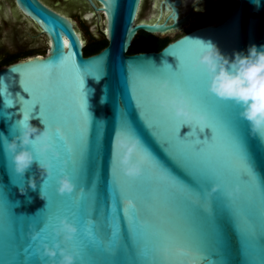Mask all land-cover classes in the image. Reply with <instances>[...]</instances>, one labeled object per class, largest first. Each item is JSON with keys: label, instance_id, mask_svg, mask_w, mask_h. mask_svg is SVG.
Masks as SVG:
<instances>
[{"label": "water", "instance_id": "95a60500", "mask_svg": "<svg viewBox=\"0 0 264 264\" xmlns=\"http://www.w3.org/2000/svg\"><path fill=\"white\" fill-rule=\"evenodd\" d=\"M11 1H14L16 8L32 20L41 34L47 37L48 50L45 55L28 56L0 67V81L6 87V92L11 94L10 98L15 104L14 107H5V97L0 96V185L4 186L9 200L0 199V264H50L49 258L43 255L42 242L54 245L56 236L52 228L65 216L79 228L73 241L67 245L77 255L76 264H189L188 260L177 257L180 246L186 245L198 248L208 257L206 260H199V264H264V183L255 187L241 184L242 193L236 198V207L241 213L254 217L255 238L252 250L245 256L241 253L225 207L229 202L228 187L234 189L237 183H241L234 172L225 171L223 177L205 176L202 179L199 187L201 200L207 196L215 183H221L220 190L211 197L214 214L209 215L193 204L187 194L172 187L165 175L149 165L143 166V175L128 177L111 156V143L117 123L121 119V113L127 109L132 113L135 130L142 142L168 165L177 177H183L182 171L168 160L160 146L164 141L172 139V124L176 118L170 114L167 118L160 117L157 120V110L151 103V95L158 89V83L149 91L141 81H135L130 77V71L135 65L153 63L157 67L154 71L162 80L166 78V73L160 69L163 63L167 61L173 68L178 64L177 58L169 54L183 56L185 49L197 39L215 43L224 54L233 58L237 51L247 54L248 48L253 44L264 46V0H232L235 6L223 20L195 27L174 38L159 51L134 54H130L129 50L139 32L177 34L191 26L197 15H211L216 4L222 3L223 0H153L148 18H140L143 0H116L114 16L110 12L107 0H88L98 20L100 22L104 20L103 31L108 40L106 47L89 56L84 53V39L69 17L53 10L41 0ZM52 21L67 25L82 41L79 46L76 41L75 47L69 36L70 42L64 48V54L68 59L61 73L53 74L44 96L50 109V122L53 128L60 125L73 145H77L81 137L87 135V126L76 107L73 71L78 69L79 65L103 63V74L99 80L84 78L88 90L89 119L99 122L103 129L102 141L99 142L93 136L83 161L75 166L70 162L65 169V172L71 173L77 187L72 194L64 195L57 190L58 177L64 173L59 171L55 158L53 175L44 176V180L47 181L45 186L36 165L24 175L17 173L12 154L6 148L7 142L17 134L16 131L9 132L8 124L17 119L19 104L15 94L21 92L20 78L23 77L25 82L38 77L44 78L40 66L57 64L61 59L59 54L61 43L59 39L56 42L53 39ZM73 33L69 32V35ZM56 50L57 55L50 61ZM190 65L191 60H186V67L190 68ZM209 79L207 72L201 69L199 77L201 93H208ZM211 96L215 103L232 105L234 108L242 129L245 154L256 173L264 178V138L251 134L249 122L240 115L242 107L239 104L230 99L222 100L215 94ZM137 104L140 105L141 115L149 127H145L137 116L135 111ZM30 121L39 124L36 119ZM151 125L154 127L151 128ZM190 130V126L182 127L181 136ZM199 136L201 140L205 137L210 139L211 130L205 129ZM53 140L56 147L60 148L54 131ZM157 141H160V144H157ZM227 149L228 146L223 141L206 144L199 155L191 156L189 167L196 173L200 171L203 160L223 165L226 162ZM61 151L60 159H63L67 153L62 148ZM33 173L37 181L35 190L28 186V179ZM118 185L132 186L127 195L138 204L144 225L141 234L150 251L147 254H138L136 246L132 241H128L126 250L122 248L113 253L101 246L96 256L81 260L73 244L80 238L84 225L90 219L110 218L108 208L110 196L115 195ZM21 188L27 192L21 194ZM81 189L82 199L77 204L76 198L81 195ZM40 192L45 194V199L48 197L52 201L51 207L41 215H52L54 219L49 228L33 241L28 227L31 220L27 217L35 216L45 208L47 201L41 199ZM10 207L14 215L26 216L22 224L14 223L8 215L7 210ZM39 227L38 225L37 230ZM133 232L135 235V226ZM29 245L32 247L25 252L24 249ZM37 248L38 252L35 251ZM163 248H171L172 252L165 255L159 251ZM191 255L197 254L192 252Z\"/></svg>", "mask_w": 264, "mask_h": 264}, {"label": "snow or ice", "instance_id": "6c2138e0", "mask_svg": "<svg viewBox=\"0 0 264 264\" xmlns=\"http://www.w3.org/2000/svg\"><path fill=\"white\" fill-rule=\"evenodd\" d=\"M107 3L111 14L114 16L115 8L117 7L116 0H107ZM51 29L55 42L59 39L61 43L59 49L61 59L57 64L40 66V71L44 73V78L38 77L27 82H25L23 77L20 78L21 92L15 94L16 100L19 104V109L16 113L17 119L14 122H9L8 127L9 132H14L21 123L36 119L41 126L50 129L52 134L54 131L57 142L61 146L60 148L57 147L61 155L58 158L53 157V159L55 158L57 160L59 171L63 173L69 166L70 162L75 166L78 162L83 161L87 149L91 145L93 136H95L99 142L102 141L103 129L99 126V122L89 119L87 101L88 90L85 87L84 78H89L94 81L99 80L103 74V63L85 66L79 65L78 69H74L73 71V91L76 107L81 119L84 120L87 126V135L81 137V140L77 145H73L69 142L65 131L60 125H56L55 128H53V125L50 122V109L44 96L53 74L61 73V69L65 65L66 59H68L64 54V48L70 42L69 36H71L72 43L75 47L77 46L76 41H78V46L82 41L77 38L76 34L73 33L71 28L67 27V25H61L56 21H52ZM69 32L73 33V35H69ZM201 47L202 46L198 41H193L185 49L183 56L170 53L169 55L177 58L178 64L173 68L171 64L165 61L162 67H160V69L166 73V78L162 80L159 79L154 71L157 67L153 63L147 65H135L130 71V77L135 81H141L142 85L149 91H152L154 85L158 83V89H156L155 94L151 95V103L156 106L157 110V120L160 117L167 118L170 114L175 116L176 120L172 124V139L170 141H164L160 146L168 160L182 171L183 177H177L168 165L161 161L155 153L142 142V140L140 148L136 153V159L142 160L143 166L149 165L154 170L165 175L172 187L187 194L192 199L193 204L209 215L214 214L211 197L217 191L213 192L211 188L207 196L201 200L199 187L202 179L205 176L223 177L225 171L234 172L240 178L241 183H237L236 185L240 186L241 191L236 195H229L228 191L231 188L229 186L227 191L229 202L225 207L228 211L232 230L240 246L241 253L246 256L252 250V242L255 238L254 217L251 214L244 215L241 213L239 208L236 207V198L242 193L241 184L255 187L264 183V178L261 177V174L256 173L245 154L241 125L236 118L232 105L215 103L211 96L213 93H211L209 89L208 93H201L199 91L201 68L197 67V59ZM56 55L57 50L50 61L53 60ZM186 60H191L190 68L186 67ZM164 81L168 82L166 88L161 87ZM180 94H184L190 98L191 106L195 111H201L207 114L208 122L206 125H187L183 119L177 117L173 111L165 109L159 100L156 99V97H171ZM0 96L5 97V107L15 106L10 98L11 94L6 92V87L3 86L2 81H0ZM220 99L228 100L223 98ZM135 111L140 118L141 123L144 124L145 127H149L144 116L141 115L142 111L139 104L136 105ZM186 125L190 126L191 130L184 136H181V129ZM152 127H154V125H151V128ZM135 129L136 126L132 118V113L125 109L121 113V119L117 123L114 134L117 131H120L126 135L139 136ZM205 129L211 130V138L209 139L205 137L201 140L199 133L204 132ZM221 141L228 146V149L225 150L226 162L223 165H217L213 164L210 160H203L201 161L202 167L200 171L194 173L189 167L191 156L199 155L202 152L204 145ZM157 144H160V141H157ZM61 148L67 153L63 159H60L62 157ZM111 156L118 163V166L122 171L119 165V156L114 155L113 139L111 143ZM80 171L81 174H83L82 168ZM40 179L44 181L46 186L47 181L44 180V176L40 177ZM131 187L132 186L130 185H118L115 195L110 196V203L108 205L110 218L99 220L90 219L86 222L83 227L82 235L78 240H75L73 244L79 252L81 260L96 256L100 251L101 246L113 253L122 248L126 250L128 241H132L136 246L138 254L143 255L150 251L144 236L141 234L144 225L141 220L138 204L135 199L127 195V192ZM82 193L83 189H81V195H78L76 198L77 204L82 199ZM98 196L99 194L97 193V197ZM0 199L9 201L3 185H0ZM45 200L47 203L43 210L38 212L35 216L27 217L31 220L28 224L29 235L33 228L40 234L41 232H45L54 219L52 215H41L42 212L49 209L52 205L50 198L47 197ZM7 211L14 223L22 224L23 220L26 218V216L14 215L11 207L8 208ZM38 225L40 226L39 230H37ZM133 226H135V235L133 232ZM31 247L32 246L29 245L24 251L28 252V249ZM35 251L38 252L39 249L37 248ZM159 251L167 255L172 252V249L163 248ZM192 252H195L197 255H191ZM29 255H31V253H29ZM177 257L188 260L189 264H199V260L208 259L201 250L187 245L180 246Z\"/></svg>", "mask_w": 264, "mask_h": 264}, {"label": "clouds", "instance_id": "9594fccd", "mask_svg": "<svg viewBox=\"0 0 264 264\" xmlns=\"http://www.w3.org/2000/svg\"><path fill=\"white\" fill-rule=\"evenodd\" d=\"M202 46L197 59V67L207 72L209 76V91L223 99L235 101L242 107L240 115L249 122L253 136L264 138V46L251 45L247 54L237 51L232 56L224 54L213 42L197 39ZM164 81L161 87L166 88ZM169 111L185 121L187 125H206L208 116L201 111H195L191 100L184 94L171 97H156ZM16 133L7 142L6 148L12 154L15 170L24 175L36 165L40 176L53 175V157H60L50 129L40 124H33L30 120L21 123ZM141 145L139 136L126 135L117 131L113 137L114 155L119 156V165L129 177L141 176L144 172L143 161L134 158ZM39 156V159H38ZM58 177V192L61 195L72 194L76 190V183L70 173L63 172ZM28 186L32 190L37 188L36 176L33 173L28 179ZM221 184H214L212 191L220 190ZM241 191L239 185L230 188L229 195H236ZM21 194L27 191L20 189ZM41 199L45 194L40 192ZM56 236L54 245L42 242L43 255L49 258L50 264H76L77 255L69 249L68 242L73 240L79 231L76 223L68 217H62L54 226ZM33 240L39 238L40 233L34 228L30 232Z\"/></svg>", "mask_w": 264, "mask_h": 264}, {"label": "flooded vegetation", "instance_id": "af4514ba", "mask_svg": "<svg viewBox=\"0 0 264 264\" xmlns=\"http://www.w3.org/2000/svg\"><path fill=\"white\" fill-rule=\"evenodd\" d=\"M44 4L53 10L66 15L74 23L77 31L80 32L85 41V47L88 44L90 34L101 36L104 32L102 29V21L100 22L90 6L88 0H41ZM153 0H143L140 18H148L151 14ZM234 3V2H233ZM229 4L228 0L217 3L213 12L209 16L197 15L195 20L202 21L198 25L214 23V17L217 12ZM93 15L92 17H90ZM104 18V17H103ZM223 20V19H222ZM192 28V29H193ZM96 30V32H95ZM191 30V29H190ZM149 34V33H148ZM158 39L171 38L172 34L159 35L150 34ZM98 36V35H97ZM178 37V36H177ZM43 38L47 37L41 34L37 25L26 17L16 8L14 1L0 0V50L8 52L11 55H18L20 59L28 56L43 54L47 52L41 51L45 42ZM7 41V43L5 42ZM48 41V39H47ZM85 49V48H84ZM17 60V61H18Z\"/></svg>", "mask_w": 264, "mask_h": 264}, {"label": "trees", "instance_id": "16d2710c", "mask_svg": "<svg viewBox=\"0 0 264 264\" xmlns=\"http://www.w3.org/2000/svg\"><path fill=\"white\" fill-rule=\"evenodd\" d=\"M229 4L220 9L215 17L213 18L215 22H219L222 19H224L230 11L233 9V1L228 0ZM173 39L166 38V39H158L156 37H153L152 35L146 33V32H139L129 50L130 54L139 53V52H145V51H159L163 47H165L170 41ZM108 44V40L105 36V34L102 33L101 36L92 35L89 36L88 44L86 45L84 49V53L86 56L95 54L102 50L104 47H106ZM20 58L18 55H11L8 52L1 51L0 50V67L8 65L10 63H13L17 61Z\"/></svg>", "mask_w": 264, "mask_h": 264}, {"label": "rangeland", "instance_id": "374dc122", "mask_svg": "<svg viewBox=\"0 0 264 264\" xmlns=\"http://www.w3.org/2000/svg\"><path fill=\"white\" fill-rule=\"evenodd\" d=\"M233 6H235V2L233 3ZM103 21H104V20H103ZM200 22H202V21L195 20V21L191 24V26L185 28L183 31L178 32L177 34L172 35V36H171L172 39H174V38H176L177 36H180L181 34H183V33L187 32V31H189V30L192 29L194 26L198 25ZM103 30H104V23H102V31H103ZM103 32H104V31H103ZM97 35H100V34L97 32ZM43 40H44V42H45V46L41 49V51H43V52H47V50H48V41H47L46 38H43ZM86 42H88L87 39H86Z\"/></svg>", "mask_w": 264, "mask_h": 264}]
</instances>
